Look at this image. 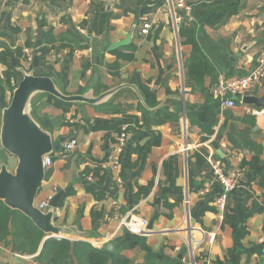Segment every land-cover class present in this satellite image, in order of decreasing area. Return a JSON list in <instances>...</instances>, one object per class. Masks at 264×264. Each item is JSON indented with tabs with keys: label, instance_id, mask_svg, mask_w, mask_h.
<instances>
[{
	"label": "crops",
	"instance_id": "obj_1",
	"mask_svg": "<svg viewBox=\"0 0 264 264\" xmlns=\"http://www.w3.org/2000/svg\"><path fill=\"white\" fill-rule=\"evenodd\" d=\"M188 2L192 19L181 25L193 32L189 36L176 29L166 0H132L128 13L119 0L4 2L0 31L8 37H0V53L7 46L29 50L34 61L50 48L48 68H41L68 95L122 84L137 90L124 88L105 105L71 103L66 111L47 94L33 98L34 117L48 120L53 138L62 141L61 150L50 154L53 164L36 201L64 189L54 222L70 231L56 237L100 247L112 241L134 262L264 264V113L251 115L241 103L222 108L212 93L218 79L248 74L264 54V0ZM145 20L152 22L147 34L141 32ZM131 30L128 45L111 48ZM190 35L211 68L203 85L190 83L184 66L194 49ZM22 65L28 68L24 60ZM5 69L0 62L1 76ZM126 124L130 138L119 154L117 138ZM73 138L78 145L65 150ZM200 150L206 164L197 160ZM209 157L244 169L223 216L215 206L221 185ZM2 158L15 169L17 158L0 143ZM136 218L148 222L146 234L126 226ZM189 228L216 240L194 241ZM42 243L35 254L0 243V264H40Z\"/></svg>",
	"mask_w": 264,
	"mask_h": 264
},
{
	"label": "water",
	"instance_id": "obj_2",
	"mask_svg": "<svg viewBox=\"0 0 264 264\" xmlns=\"http://www.w3.org/2000/svg\"><path fill=\"white\" fill-rule=\"evenodd\" d=\"M111 1L109 0V4ZM133 34L134 30H131L127 38L114 42L111 48L128 45ZM14 55L15 52L13 65H16ZM37 65L36 55L34 68ZM18 69L22 72L23 78L14 88L10 102H7L2 95L0 96L2 108L0 143L18 160L15 169L11 170L6 161L1 159L0 200L24 213L45 234L52 237L66 235L70 229L56 225L54 222L58 203L65 190H59L55 194L47 210H41L36 204L41 185L47 176L44 156L61 150L62 141L53 138L48 128V120L41 121L34 117L33 98L42 93L71 103L102 104L108 102L124 88L131 87L133 90L136 88L131 84H122L99 94H95V90L91 88L82 94L68 95L59 87L55 77L36 75L34 70H27L24 66ZM243 103L264 108V90L261 95L244 96ZM103 247L111 252H117L116 245L112 241L104 242Z\"/></svg>",
	"mask_w": 264,
	"mask_h": 264
},
{
	"label": "trees",
	"instance_id": "obj_3",
	"mask_svg": "<svg viewBox=\"0 0 264 264\" xmlns=\"http://www.w3.org/2000/svg\"><path fill=\"white\" fill-rule=\"evenodd\" d=\"M18 1L20 0H0V25L4 15H6L1 9L4 2L6 5H14ZM130 5L132 6V0H119L118 6L122 8L125 13H128L130 9H132ZM182 25H180V35L187 34L189 36L190 33L193 34V32L187 31ZM48 35L53 37L51 32ZM1 36L8 37V34L0 31V37ZM51 39L46 40L53 41ZM189 40L190 43L193 44L194 49L191 57L184 62V66L187 69L188 81L190 83L194 82L196 85H203L204 76L211 73V68L199 50L194 36L191 37L190 35ZM41 50L42 54L38 56L37 67L34 68L33 61L27 69L34 70L36 75L46 76L48 74L42 70L41 66L44 65L48 68L46 55L49 53L50 48L45 47ZM14 52H16L14 55L17 61L16 65H13ZM38 52L39 51H37V53ZM22 60H27V54L23 53L22 49L19 48L14 50L11 46H7L0 53V62L6 65L4 75H0V96L2 95L4 99L7 91L13 93L14 88L17 87L18 83L23 78L22 72L18 69L23 66ZM47 96L50 98V101L55 100V105L62 107L65 111L68 105H71V102L61 100L52 95L47 94ZM107 103L110 102L102 104L105 105ZM196 156L199 164L202 165L207 163L206 152L204 150H200ZM48 175L49 169L47 170V176ZM262 176H264V172ZM65 197L66 194L61 197L59 205L63 204ZM46 235L47 234L36 226L24 213L9 207L0 200V243H11L13 244L14 251L23 254H35L38 252L43 241L37 256V260L40 264H162L150 261L134 262L119 251L111 252L106 250L103 246H95L84 240L71 241L67 238L57 237H50L44 240ZM9 237H11L10 240L8 239Z\"/></svg>",
	"mask_w": 264,
	"mask_h": 264
},
{
	"label": "built area",
	"instance_id": "obj_4",
	"mask_svg": "<svg viewBox=\"0 0 264 264\" xmlns=\"http://www.w3.org/2000/svg\"><path fill=\"white\" fill-rule=\"evenodd\" d=\"M167 6L173 16L176 29L180 28V25L184 22L190 21L193 15V6L188 0H166ZM152 29V22L145 20L142 25L141 32L143 34L149 33ZM78 30L84 32L82 27H78ZM27 54V64L30 66L33 62L32 52L25 51ZM264 89V54H261L255 61V66L248 74L234 77H221L212 87V93L218 99L222 108L234 107L238 103L246 106L247 113L260 116L264 113V108L256 106H247L243 103V97L246 95H256L260 90ZM130 138L129 125L126 124L122 127L117 138V153L121 154ZM64 149L67 151L73 150L78 145V139L73 138L64 142ZM211 161V158L209 157ZM44 163L46 169H50L53 164V159L50 154L44 156ZM212 174L214 181L221 185V191L219 196L215 199V206L217 211L223 216L227 209L228 199L232 192L236 191L240 187L241 177L244 169L240 168H226L219 163L211 161ZM114 167L119 168V160L114 162ZM120 181V179H118ZM58 192L54 189L43 200L36 201L37 206L41 210H47L49 208L50 201ZM148 222L146 220L133 219L126 223V226L134 233L146 234ZM192 232L193 240L201 241L207 240L210 244L216 240L215 234L209 233L206 236V232L200 228H189ZM201 236V238H199ZM191 242H193L191 240ZM189 242L190 244H192ZM201 242H198L200 244ZM193 254V252H192ZM264 263V258H263ZM191 264H196L195 260L191 261Z\"/></svg>",
	"mask_w": 264,
	"mask_h": 264
},
{
	"label": "rangeland",
	"instance_id": "obj_5",
	"mask_svg": "<svg viewBox=\"0 0 264 264\" xmlns=\"http://www.w3.org/2000/svg\"><path fill=\"white\" fill-rule=\"evenodd\" d=\"M173 20H174V19H173ZM176 33H177V31H176ZM9 96H11V97H12V95H9ZM11 97H9L8 99L6 98V99H7L6 101H7V102H10V100H11Z\"/></svg>",
	"mask_w": 264,
	"mask_h": 264
}]
</instances>
